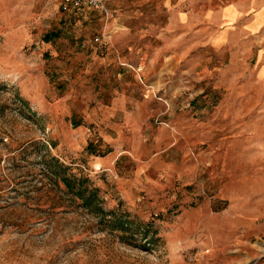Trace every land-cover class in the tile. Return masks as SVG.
Instances as JSON below:
<instances>
[{
	"label": "rangeland",
	"instance_id": "obj_1",
	"mask_svg": "<svg viewBox=\"0 0 264 264\" xmlns=\"http://www.w3.org/2000/svg\"><path fill=\"white\" fill-rule=\"evenodd\" d=\"M60 2L0 0V264H264V0Z\"/></svg>",
	"mask_w": 264,
	"mask_h": 264
},
{
	"label": "trees",
	"instance_id": "obj_2",
	"mask_svg": "<svg viewBox=\"0 0 264 264\" xmlns=\"http://www.w3.org/2000/svg\"><path fill=\"white\" fill-rule=\"evenodd\" d=\"M52 161H56V157H53ZM50 171H52V173H54V172L56 173L57 170L54 168H51ZM56 174H58V173H56ZM63 180H64V183H65L66 188L68 190L77 189V191L80 194V197L82 198V201H81L82 205L89 206L91 203L98 200L97 191L94 188H90L87 192L85 191L86 185L84 186V183H85V181L88 180L87 177L81 176L80 178L77 179L71 175H64ZM76 185H77V187H76ZM96 207H97V210L102 213V217H104L108 212L115 214L114 211H112V210H109L107 212L103 207H100L99 205H96ZM123 216H125V215L119 214V216L115 217V220L116 221L118 220L119 221L118 224H121L124 227L125 226L124 224H126V216L125 217H123Z\"/></svg>",
	"mask_w": 264,
	"mask_h": 264
},
{
	"label": "built area",
	"instance_id": "obj_3",
	"mask_svg": "<svg viewBox=\"0 0 264 264\" xmlns=\"http://www.w3.org/2000/svg\"><path fill=\"white\" fill-rule=\"evenodd\" d=\"M107 0H61L60 4L63 9L75 10L82 13L86 9H100L108 11L106 6ZM98 38V37H96Z\"/></svg>",
	"mask_w": 264,
	"mask_h": 264
},
{
	"label": "crops",
	"instance_id": "obj_4",
	"mask_svg": "<svg viewBox=\"0 0 264 264\" xmlns=\"http://www.w3.org/2000/svg\"><path fill=\"white\" fill-rule=\"evenodd\" d=\"M226 6H232L234 9L239 11V9L236 7V5L235 6L234 5H226ZM225 7L222 8V12L224 11ZM252 30H255V29H252ZM262 69H264V67H262ZM177 150H178V148H177ZM177 150L174 149V148L173 149L170 148V149H168V154H172L174 151H177ZM164 151L166 152L167 150H164ZM166 158H167V160H170V161L174 160V162H175V159L167 156V154H166ZM155 159H158V158L151 157V156H146L143 159H140V163H139V165L137 167L138 168V174L141 175L140 172H143L144 176H147L149 174H152V172H155L156 171V167L155 166L157 165L156 162L153 161ZM143 168H144V171H143Z\"/></svg>",
	"mask_w": 264,
	"mask_h": 264
}]
</instances>
